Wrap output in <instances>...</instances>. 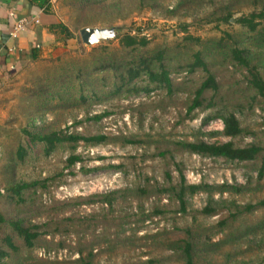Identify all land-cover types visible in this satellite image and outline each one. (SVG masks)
Returning a JSON list of instances; mask_svg holds the SVG:
<instances>
[{
	"label": "rangeland",
	"instance_id": "obj_1",
	"mask_svg": "<svg viewBox=\"0 0 264 264\" xmlns=\"http://www.w3.org/2000/svg\"><path fill=\"white\" fill-rule=\"evenodd\" d=\"M56 3L58 22L65 25L74 38L60 49H45L39 61L23 63L15 73L6 75L0 85V156L8 158L9 148L16 146L12 138L24 124L18 108L22 91L27 86L43 79L52 67L58 66V58L84 59L91 48L102 44L112 43L113 47H118L117 40L85 47L79 37L80 29L116 27L122 34L137 33L140 28L151 48L174 45L186 34L208 42L225 33L238 36L241 29L235 20L248 15L256 6L260 7L259 4L255 6L253 0H101L98 5L91 6L93 8H87V5L77 8L72 0H57ZM228 12L231 15L228 23L215 20H220ZM121 15L124 16L122 19ZM182 26H187L185 33ZM253 52V64L264 79V67L259 66L264 61V49ZM220 60L217 56L208 67L219 86V98L229 94L230 98L234 96L244 104L243 112L236 113L243 134L233 140L221 135L223 125L219 119L202 125L201 119L208 112L199 113L193 120L183 119L188 102L186 92L176 94L171 100L159 91L149 97L130 96L120 100L112 97L93 105L90 110L93 116L107 109L111 112L109 117L100 121H83V112H79L77 119L83 122L75 127L68 113L56 111V115H46L44 121L64 134L131 136L142 144L86 147L80 143L75 152L82 157V165L86 169L101 168L86 174L81 172V163L65 169L67 148L44 156L41 147L37 146L27 152L23 165L11 172L3 167L0 175V194L3 196L5 183L11 177L25 181L52 178L46 183L45 190L37 189L35 202L25 213L30 222L69 220L65 223L69 225L68 234L45 237L48 242H53V249H36L24 264H78L79 251L92 264H184L168 244L186 239V228L193 233L199 229L202 234L209 232L211 242L219 244L208 252H199L194 256V264H264V229L259 228L264 223V207L230 221L222 233L212 236L214 226L228 218L233 206L242 208L264 200V176L257 180V169L251 162L231 163L224 159L200 157L178 151L176 147L178 142L193 141V134L200 130L202 135L198 137L206 143L232 141L237 147L259 144L264 148L260 100L251 102V93H242L246 71H239L227 61L222 63ZM172 77L176 82L185 79L195 88L205 74L199 69L189 75L182 73ZM205 95L209 98L212 93L208 91ZM235 102L231 100V104ZM250 104L253 110L249 108ZM211 133L215 135L209 136ZM180 171L188 185L248 187L239 194L213 192L212 199L216 202L222 200L225 204L211 217L198 214L210 198L208 192L200 191L187 198L188 210L182 214L172 193L157 191L169 184L176 186ZM191 173L194 177L200 176L199 183L195 184ZM143 188L150 193L139 196L138 190ZM112 192L117 193L112 207L95 198ZM9 207L8 201L0 199V211L7 212ZM156 210L162 213L156 214ZM246 228L250 230L239 240L223 243L225 236L244 234ZM60 241L64 243L62 249L56 246Z\"/></svg>",
	"mask_w": 264,
	"mask_h": 264
},
{
	"label": "trees",
	"instance_id": "obj_2",
	"mask_svg": "<svg viewBox=\"0 0 264 264\" xmlns=\"http://www.w3.org/2000/svg\"><path fill=\"white\" fill-rule=\"evenodd\" d=\"M98 1L101 0H72V4L77 8L83 5L93 8L91 6L98 5ZM31 3H36L43 11L49 9L48 0H32ZM253 3L255 6L259 4L260 7L256 6V9L254 8L248 15L235 20L241 29L238 36L225 33L219 39L204 42L200 38L186 34L174 45L151 48L150 41L142 35V29L138 28L137 33L129 31L120 34L116 39L118 47H113L112 43L102 44L91 48L84 59L67 58L64 60L58 58L57 63H60V66L52 67L43 79L35 80L22 91L18 111L24 119V124L12 138L16 146L13 145L9 148L8 158L5 155L0 156L2 157L0 159L2 167L0 175L3 174V167L11 172L17 166L23 165L28 155L27 152L37 146L41 147L44 156H50L60 149L67 148L68 156L65 169H70L81 163V172L84 174L101 168L86 169L82 165V157L75 152L80 143L86 147L141 146L142 143L131 136L116 137L101 133L90 136L78 132L64 134L62 131L52 129V124L44 121L47 114L56 115V111L68 113L73 120L74 127L81 125L83 121H100L109 117L111 112L106 109L92 116L91 107L102 104L112 97L119 100L121 98L128 99L130 96L149 97L153 92L159 91L162 96L171 100L176 94L186 92L188 102L184 107L183 119L193 120L199 113L208 112L201 119L203 126L212 120L219 119L223 125L222 136L231 140L242 136L243 128L236 113L243 112L244 104H241L239 99L237 100L234 96L230 98L229 94L225 98H219V86L208 67L210 63L215 62L218 56L222 63L227 61L239 71L244 69L246 77L242 93L243 91L244 93L250 92L251 102L256 99L260 100L259 107L264 117V79L257 66L253 64L255 59L253 51L258 48L264 49V0H253ZM115 7L118 8V6ZM172 13L173 10H171ZM123 17L120 16L121 19ZM230 18L231 15L228 12L220 20H215L228 23ZM209 21L210 19L207 20V22ZM186 29L187 26H182L183 33ZM50 30L61 34L63 42L74 38V35L62 23L50 27ZM38 49L36 46L31 48L30 62L39 61ZM259 66L264 67V61H261ZM199 69L204 72L205 78L195 88L185 79L176 82L172 77L182 73L189 75ZM208 91L212 93L209 98L205 95ZM231 100L236 101L235 104H231ZM249 108L253 110L252 104ZM79 112H83V121L77 119ZM200 135L202 132L198 130L197 134H193L195 137L193 141L176 143L178 151L200 157L224 159L231 163L251 162L254 163V169H257V180L263 178L264 148L261 145L252 144L246 147H237L232 141L210 144L202 141L198 137ZM213 135L215 133L209 134V136ZM258 163L259 166L256 167L255 165ZM166 177L170 180L168 174ZM50 179L52 178L25 181L11 177L5 183V195L0 194V199L8 201L11 208L9 207V210L4 213L0 211V264H24L36 249L44 248L47 251L53 249V242H48L45 239L46 236L54 238L56 235L69 233V225L65 224L69 222L68 219L34 224L25 215L28 207L35 202L37 189L45 190L46 183ZM247 187L227 184L208 186L203 183L188 185L180 171L179 182L176 186L169 184L167 188L157 191L172 193L179 203V212L182 214L188 210V197L200 191L208 192L210 194L208 203L198 214L211 217L217 213L218 207L225 204L222 200L214 201L211 197L213 192L239 194ZM138 192L139 196H146L150 193L146 188L140 189ZM116 195V192H112L95 198L112 207ZM233 207L228 218L220 220L214 226L215 232L212 236L222 233L230 221L234 222L238 217L251 214L257 208L264 207V200L242 208L236 205ZM155 213L161 214L162 212L156 210ZM261 225L259 228L264 229V223ZM248 230L250 229L246 228L243 231L244 234L240 233L237 236L234 234L225 236L223 243L228 240H239L240 237L247 234ZM185 233L186 239L168 244L169 249L179 256L184 264H194V256L199 252H208L219 245L211 242L209 232L202 234V229L193 233L190 228H186ZM56 246L58 249H62L64 243L60 241ZM76 263L92 264L81 251H79Z\"/></svg>",
	"mask_w": 264,
	"mask_h": 264
},
{
	"label": "crops",
	"instance_id": "obj_3",
	"mask_svg": "<svg viewBox=\"0 0 264 264\" xmlns=\"http://www.w3.org/2000/svg\"><path fill=\"white\" fill-rule=\"evenodd\" d=\"M31 1L0 0V85L4 83L6 75L16 72L19 65L30 62L33 46L39 48L38 56L41 58L45 49L57 50L72 41L68 39L63 42L61 34L50 30V27L60 24L55 15L57 0H48V11H43ZM25 18L29 21L35 19L38 23L30 24L15 38L10 37L16 22ZM9 48H14L15 51L9 52Z\"/></svg>",
	"mask_w": 264,
	"mask_h": 264
},
{
	"label": "water",
	"instance_id": "obj_4",
	"mask_svg": "<svg viewBox=\"0 0 264 264\" xmlns=\"http://www.w3.org/2000/svg\"><path fill=\"white\" fill-rule=\"evenodd\" d=\"M119 35L120 30L116 27H84L79 31L80 40L85 47L116 40Z\"/></svg>",
	"mask_w": 264,
	"mask_h": 264
},
{
	"label": "built area",
	"instance_id": "obj_5",
	"mask_svg": "<svg viewBox=\"0 0 264 264\" xmlns=\"http://www.w3.org/2000/svg\"><path fill=\"white\" fill-rule=\"evenodd\" d=\"M37 23H38V21L35 19H32L29 21L26 18L16 22V24L12 28V32L10 33V37L15 38L20 32L24 31L27 28V26H29L30 24H37ZM8 51L13 52V51H15V49L9 48ZM190 175L193 177L195 184L199 183V181H200L199 175H197L196 177H194L192 173Z\"/></svg>",
	"mask_w": 264,
	"mask_h": 264
}]
</instances>
